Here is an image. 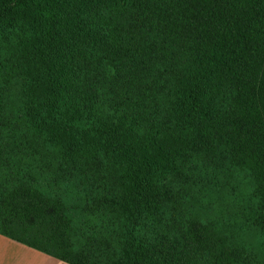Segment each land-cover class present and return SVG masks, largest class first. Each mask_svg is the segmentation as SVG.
<instances>
[{"label":"trees","instance_id":"16d2710c","mask_svg":"<svg viewBox=\"0 0 264 264\" xmlns=\"http://www.w3.org/2000/svg\"><path fill=\"white\" fill-rule=\"evenodd\" d=\"M0 235L264 264V0H0Z\"/></svg>","mask_w":264,"mask_h":264},{"label":"crops","instance_id":"0c3cea01","mask_svg":"<svg viewBox=\"0 0 264 264\" xmlns=\"http://www.w3.org/2000/svg\"><path fill=\"white\" fill-rule=\"evenodd\" d=\"M27 261H37L34 264H67L0 235V264H23Z\"/></svg>","mask_w":264,"mask_h":264},{"label":"rangeland","instance_id":"374dc122","mask_svg":"<svg viewBox=\"0 0 264 264\" xmlns=\"http://www.w3.org/2000/svg\"><path fill=\"white\" fill-rule=\"evenodd\" d=\"M232 199L226 194V195H223L221 197V201L220 203H211V202H205L202 204V207L204 208H207V209H235L233 208L231 205L233 204V202L231 201ZM227 221L230 222L231 221V216H227ZM29 259H31L32 257H28ZM34 259V258H32ZM37 261H27L26 263H23V264H34L36 263Z\"/></svg>","mask_w":264,"mask_h":264}]
</instances>
